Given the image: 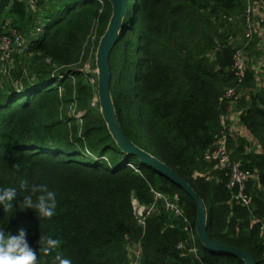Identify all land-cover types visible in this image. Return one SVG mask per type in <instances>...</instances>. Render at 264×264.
Returning <instances> with one entry per match:
<instances>
[{"label": "trees", "instance_id": "1", "mask_svg": "<svg viewBox=\"0 0 264 264\" xmlns=\"http://www.w3.org/2000/svg\"><path fill=\"white\" fill-rule=\"evenodd\" d=\"M124 1L127 12L107 59L118 125L198 193L210 240L242 249L254 264H264V72L256 80L257 73L246 68L239 98L220 99L235 83L231 54L244 42L246 0ZM43 3L47 8L41 15L37 6ZM109 14L107 0H36L33 9L26 0H0V30L14 27L25 36L28 55L0 78V189L16 188L22 202L33 185H46L57 198L51 219L23 210V204L5 212L0 205V227L12 235L25 230L37 264H52L55 252H39V240L48 237L61 241L57 251L72 264H127L130 246L132 261L138 250V264H243L199 243L194 202L120 151L89 105L95 84L82 67L93 61ZM37 21L41 30L33 34ZM256 41L252 35L246 54ZM254 53L264 62V50ZM72 101L81 111L77 120L66 114ZM230 110L260 151L248 149L244 136L228 130L223 118ZM220 134L230 157L253 174L245 184L248 206L231 197L224 169L203 158ZM153 191L178 194L193 238ZM132 200L152 204L141 223ZM190 239L197 257L188 251Z\"/></svg>", "mask_w": 264, "mask_h": 264}, {"label": "built area", "instance_id": "2", "mask_svg": "<svg viewBox=\"0 0 264 264\" xmlns=\"http://www.w3.org/2000/svg\"><path fill=\"white\" fill-rule=\"evenodd\" d=\"M26 2L30 9H33L36 0H26ZM254 7L260 14L257 22H253L252 13L254 11ZM241 17L243 22L242 36L244 42L242 45L236 47L231 54L230 68L235 76V83L232 86L226 87L220 96V99L224 98L229 102L239 98L240 95L238 91H240V88H238V86L244 77L246 68L253 69L254 72L257 73V76L255 77L256 80L261 78L262 73L264 72V69L262 71L255 69L254 65L250 63L252 61L250 55L248 52L246 54L244 51V47H246L252 35L257 37L256 35L259 33L257 30L258 28H260V31L264 34V26L263 24H260L264 23V0H251L249 4L248 0H246L245 6L241 12ZM40 28V22L37 21V24L32 30L33 34L38 33L41 30ZM258 43L259 40L256 41L255 46H258ZM22 46L23 37L18 32V30L14 27L6 28L5 26H2V29L0 30V63L6 61L14 49H19ZM249 58L251 60H249ZM203 158L207 161H213L215 163V167L224 169V175L226 176V187L231 190V197L240 205L248 206L250 204V197L245 192V184L248 179L253 177V174L250 171L243 169L239 160H234L230 157V150L226 146V137L224 134H220L212 142V144L203 151ZM126 164L136 170L131 163ZM153 195L154 198L162 199V205L166 211L176 217H180L184 223L183 228H188L189 232L187 233L189 234L190 238H193L191 228L187 226V218L183 215L180 207L178 206V194L173 192L171 195H164L153 191ZM132 205L134 214L136 215L137 220L141 223L143 217L150 211L149 209L152 207V204L149 206H144L138 204L135 200H132ZM191 242L192 244L189 246L188 251L193 255V257H197L196 246L193 244V240H191ZM179 247H181L180 242L176 244V248ZM137 257L138 250L134 252V260L132 261L134 264H138L136 261Z\"/></svg>", "mask_w": 264, "mask_h": 264}, {"label": "water", "instance_id": "3", "mask_svg": "<svg viewBox=\"0 0 264 264\" xmlns=\"http://www.w3.org/2000/svg\"><path fill=\"white\" fill-rule=\"evenodd\" d=\"M107 2L110 6V14L104 29L97 39L93 52V65L97 110L108 134L120 151L134 157L137 163L145 164L154 169L156 173L169 180L194 202L196 208L194 231L199 243L203 247L222 254L234 256L241 260L243 264H254V259L246 251L210 240L205 230L206 208L202 198L166 163L130 141L118 125L109 89L110 70L107 59L116 41L118 32L122 27L127 6L124 0H107Z\"/></svg>", "mask_w": 264, "mask_h": 264}, {"label": "clouds", "instance_id": "4", "mask_svg": "<svg viewBox=\"0 0 264 264\" xmlns=\"http://www.w3.org/2000/svg\"><path fill=\"white\" fill-rule=\"evenodd\" d=\"M26 185L22 184L21 187ZM33 195H26L22 202L17 201V189L6 187L0 189V205L3 206L4 212L14 208V204H23L24 209H32L38 214L39 218L51 219L56 215L57 198L56 193L48 189L46 185H33L31 187ZM16 202V203H14ZM22 210V211H23ZM25 230H19L18 234L12 235L3 227H0V264H37L38 254L29 245ZM39 252L45 256H53L52 264H72V260L57 251L61 248L59 239L48 237L45 240H39Z\"/></svg>", "mask_w": 264, "mask_h": 264}, {"label": "rangeland", "instance_id": "5", "mask_svg": "<svg viewBox=\"0 0 264 264\" xmlns=\"http://www.w3.org/2000/svg\"><path fill=\"white\" fill-rule=\"evenodd\" d=\"M251 0H248V4L250 3ZM38 11L40 12V14L42 15L43 11L42 9L47 8V5L43 3V6H37ZM36 10V7H35ZM264 26V23H261ZM94 29L91 30L90 35H89V41H93L95 39V31L93 32ZM23 37V36H22ZM241 36L239 35L238 38H240ZM98 39V38H97ZM27 53H26V37H23V46L19 49H14L9 58L0 63V78H4L8 72V70L13 67V65L18 64L20 60H22L23 58L25 59L27 57ZM92 64V65H91ZM83 71L87 73V79L89 81V83H91V85L94 83L95 84V74H94V65H93V61L91 62V60H88L84 63L83 67H82ZM260 76V75H258ZM1 86V85H0ZM239 95H241V92L238 91ZM89 105L92 108L97 109V103H96V98H95V94L91 96V98L89 99ZM66 114L68 115H73L76 120L78 118V116L81 114L80 110L76 109V104L74 101L70 102L67 107H66ZM226 117V116H225ZM225 117L223 118V120H225ZM132 249L133 247L130 246L128 247V263L127 264H134L132 262V255H130L132 253Z\"/></svg>", "mask_w": 264, "mask_h": 264}, {"label": "crops", "instance_id": "6", "mask_svg": "<svg viewBox=\"0 0 264 264\" xmlns=\"http://www.w3.org/2000/svg\"><path fill=\"white\" fill-rule=\"evenodd\" d=\"M259 12L258 10L254 7V11L252 13L253 16V22H257L258 18H259ZM261 24V23H260ZM258 30V34L257 39L259 40L258 46L252 47L250 46L248 48V54L250 55L253 65L255 67L256 70H260L262 71L264 69V62H263V57H261V55H258V53H254V50L256 49H262L264 50V34L260 31V28L257 29ZM249 58V60H251ZM260 63V64H259ZM259 65H260V69H259ZM232 103V102H229ZM226 119V124L228 126V130L231 132H234L235 134H238L240 136H244L246 138V140L248 141V149L250 148H254V151L258 152L259 150V146L256 145V142L254 141V139L250 136L249 132L247 130H245L238 122L237 120V112H234L232 110H230L228 112V114L225 117Z\"/></svg>", "mask_w": 264, "mask_h": 264}]
</instances>
